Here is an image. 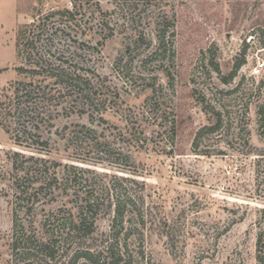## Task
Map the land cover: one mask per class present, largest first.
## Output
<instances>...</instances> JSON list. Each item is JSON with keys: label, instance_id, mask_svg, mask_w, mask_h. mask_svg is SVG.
<instances>
[{"label": "rangeland", "instance_id": "obj_1", "mask_svg": "<svg viewBox=\"0 0 264 264\" xmlns=\"http://www.w3.org/2000/svg\"><path fill=\"white\" fill-rule=\"evenodd\" d=\"M24 26L86 92L39 120L48 152L16 145L11 120L10 133L0 126V264H87L82 253L115 240L121 264H260L264 0H0V102L29 68L17 58ZM217 113L225 122L213 132ZM90 140L111 153L92 152ZM15 153L49 160L33 172L59 182L40 185L38 174L19 183L36 196L22 195ZM26 158L16 160L32 167ZM87 192L98 199L95 232L46 258L40 241L70 225Z\"/></svg>", "mask_w": 264, "mask_h": 264}, {"label": "trees", "instance_id": "obj_2", "mask_svg": "<svg viewBox=\"0 0 264 264\" xmlns=\"http://www.w3.org/2000/svg\"><path fill=\"white\" fill-rule=\"evenodd\" d=\"M53 13L50 16H54ZM48 16V17H50ZM29 32V26H24L21 28L17 35V58L19 60H24V55L26 60L29 61V68L20 67L17 69L19 76L22 77L21 80L12 84L8 89H5L0 102V126L7 132L10 133L7 126V121L11 120L14 126L13 128V140L16 145L23 147L32 151H37L42 154L43 152H48L49 141H45L40 135L39 120H47L51 118V109L55 106L54 101H57L63 97H79L84 95L83 82L74 71L70 68H64L60 65L56 66L48 56L51 54L50 49H45L39 42H41L44 35H27ZM48 39V38H47ZM49 48V47H48ZM57 60V59H56ZM216 72L219 73V68L216 67ZM232 79V76L231 78ZM63 96V97H62ZM95 102L101 103L102 101L95 98ZM223 115L217 113L211 129L214 131L221 128L224 123ZM170 125V124H167ZM174 125L171 127H166V133L169 134ZM82 131L88 133H94L89 128L83 126ZM91 135V134H90ZM200 134L198 135V137ZM89 140V139H88ZM43 148V149H39ZM88 148L92 152L101 154L102 156H108L111 153L109 144L107 142H99L90 140L88 143ZM14 167L17 172H25L26 180L23 178H17V188L21 191L22 195L27 194L29 197H35L37 194V189L32 188L31 193L27 191L28 189L22 190L20 181H28V178L40 177V180L36 181L40 185H47L51 188L52 183L57 184L59 182L58 175H50V172H33L36 166L43 165L47 169V164L50 163L47 159L36 158L31 156L26 158L25 155L21 153H15ZM16 157L26 158V161L35 163L32 167H25V165H19ZM55 166H58L55 164ZM36 167V168H35ZM25 168V169H23ZM72 170H79L78 167H71ZM32 173H31V172ZM41 171H43L41 169ZM82 171V170H81ZM63 179V178H62ZM64 181V179L62 180ZM55 185H53L54 187ZM85 194V195H84ZM84 198L82 199V205L79 207L77 217L67 226H63L60 230H55L52 232H46L44 239L40 241V250L45 257L48 259H53V250L55 246L59 243L67 242L70 239H81L84 240L89 235L95 232L94 218L89 217L92 212L96 211L98 199L93 197L90 192L83 193ZM118 198V197H117ZM120 199L118 198L119 202ZM116 218L115 220L123 219L122 211L125 210V206H122V202L116 205ZM264 215V210L262 211ZM16 226V225H15ZM260 232L257 237L256 251H257V261L260 264H264V224H260ZM31 240V238H29ZM119 242L115 240L110 246L105 247L104 251L98 254H93L90 251H85L82 253V257L87 261V264H121L123 261L124 253L119 248ZM16 247V245H15ZM115 248H118L115 250Z\"/></svg>", "mask_w": 264, "mask_h": 264}, {"label": "built area", "instance_id": "obj_3", "mask_svg": "<svg viewBox=\"0 0 264 264\" xmlns=\"http://www.w3.org/2000/svg\"><path fill=\"white\" fill-rule=\"evenodd\" d=\"M263 70H264V63H259L254 69V74L258 76L262 73Z\"/></svg>", "mask_w": 264, "mask_h": 264}]
</instances>
